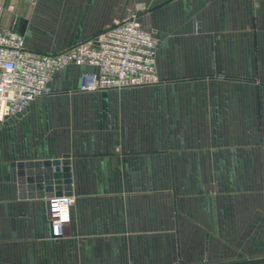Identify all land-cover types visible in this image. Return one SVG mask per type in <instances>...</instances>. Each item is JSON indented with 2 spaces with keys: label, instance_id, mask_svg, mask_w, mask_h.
<instances>
[{
  "label": "crops",
  "instance_id": "0c3cea01",
  "mask_svg": "<svg viewBox=\"0 0 264 264\" xmlns=\"http://www.w3.org/2000/svg\"><path fill=\"white\" fill-rule=\"evenodd\" d=\"M143 2L157 85L80 90L69 65L0 123L1 264L264 258V0H0V25L57 53ZM11 6L13 8H11ZM70 156L71 221L21 198L13 164Z\"/></svg>",
  "mask_w": 264,
  "mask_h": 264
},
{
  "label": "built area",
  "instance_id": "2783aa9c",
  "mask_svg": "<svg viewBox=\"0 0 264 264\" xmlns=\"http://www.w3.org/2000/svg\"><path fill=\"white\" fill-rule=\"evenodd\" d=\"M146 9L145 3H136L102 32L57 53L30 50L22 34L0 25V123L48 93L52 78L71 64L91 68L81 75L79 88L86 92L159 84V41L142 25ZM74 199L70 194L47 198L52 238L63 236Z\"/></svg>",
  "mask_w": 264,
  "mask_h": 264
},
{
  "label": "water",
  "instance_id": "95a60500",
  "mask_svg": "<svg viewBox=\"0 0 264 264\" xmlns=\"http://www.w3.org/2000/svg\"><path fill=\"white\" fill-rule=\"evenodd\" d=\"M13 166L17 169L21 198H49L53 195L69 194L68 192L71 191L69 154H64L61 159L28 161ZM223 264H264V258Z\"/></svg>",
  "mask_w": 264,
  "mask_h": 264
}]
</instances>
